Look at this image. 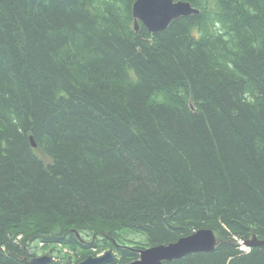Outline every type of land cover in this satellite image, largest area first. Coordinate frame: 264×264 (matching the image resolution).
I'll use <instances>...</instances> for the list:
<instances>
[{
  "label": "trees",
  "instance_id": "16d2710c",
  "mask_svg": "<svg viewBox=\"0 0 264 264\" xmlns=\"http://www.w3.org/2000/svg\"><path fill=\"white\" fill-rule=\"evenodd\" d=\"M134 1L0 0V264L202 228L212 251L163 264H264L240 249L264 241V0H180L199 14L159 33Z\"/></svg>",
  "mask_w": 264,
  "mask_h": 264
},
{
  "label": "water",
  "instance_id": "95a60500",
  "mask_svg": "<svg viewBox=\"0 0 264 264\" xmlns=\"http://www.w3.org/2000/svg\"><path fill=\"white\" fill-rule=\"evenodd\" d=\"M199 10L193 8L188 2L175 0H135L132 4V17L134 30L137 31L139 23L150 33L164 31L172 21L180 17L198 15ZM32 147H36L32 137L29 138ZM216 237L208 228L198 229L191 234L181 237L175 242L147 247L140 250L138 259L125 264H163L179 259L195 252H209L215 248ZM248 249L264 247V241L256 236L242 242ZM47 255L33 257L29 264H48ZM115 255L108 250L100 256H87L77 264H114Z\"/></svg>",
  "mask_w": 264,
  "mask_h": 264
},
{
  "label": "rangeland",
  "instance_id": "374dc122",
  "mask_svg": "<svg viewBox=\"0 0 264 264\" xmlns=\"http://www.w3.org/2000/svg\"><path fill=\"white\" fill-rule=\"evenodd\" d=\"M77 234L78 235L76 237H77V240L79 241V243H81L83 245L91 243L90 242L92 240L91 234H90V237L86 234H81V233L80 234L77 233ZM128 239L133 241V242H139V243L144 244V241H143L144 238L137 235V234H129ZM99 242H102L101 239ZM44 248H45L44 245L37 244V243L32 244L31 251L36 252L34 257L47 255L53 259V257L57 258L58 255H60V256H63V255L75 256V253H78V248H76V247H74V248L68 247L67 248V247H62V246L58 245V246H53V247L49 246V247H46V249H44ZM240 249L242 251H248V248L246 246L242 245V242L240 243ZM108 250H111L114 253L116 259L119 260L118 253L114 249L109 248L103 242H102V245L98 247V249H90V250H86V251L89 252V253H87L88 256H100ZM76 256H77V258L81 257L79 255H76Z\"/></svg>",
  "mask_w": 264,
  "mask_h": 264
}]
</instances>
